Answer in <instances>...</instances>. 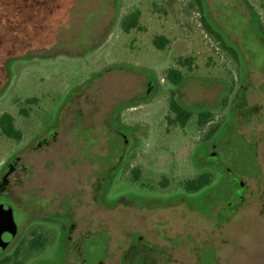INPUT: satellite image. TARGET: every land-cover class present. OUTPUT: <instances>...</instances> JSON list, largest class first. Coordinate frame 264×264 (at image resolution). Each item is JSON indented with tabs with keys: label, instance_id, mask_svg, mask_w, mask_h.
Instances as JSON below:
<instances>
[{
	"label": "rangeland",
	"instance_id": "obj_1",
	"mask_svg": "<svg viewBox=\"0 0 264 264\" xmlns=\"http://www.w3.org/2000/svg\"><path fill=\"white\" fill-rule=\"evenodd\" d=\"M201 3L0 0V117L21 132L0 136V181L15 162L19 233L53 231L25 264H264V0ZM135 9L141 28L124 33ZM169 90L212 120L170 125ZM203 169L215 180L185 194ZM56 194L78 197L71 233L44 218Z\"/></svg>",
	"mask_w": 264,
	"mask_h": 264
},
{
	"label": "trees",
	"instance_id": "obj_2",
	"mask_svg": "<svg viewBox=\"0 0 264 264\" xmlns=\"http://www.w3.org/2000/svg\"><path fill=\"white\" fill-rule=\"evenodd\" d=\"M200 9H202L201 0H193ZM139 10L135 9L126 14H124L120 19V29L124 33L135 29L140 30L139 26ZM208 31L212 33V30L207 26ZM259 31L264 40V27L259 25ZM214 32V31H213ZM217 35L216 33H214ZM222 45L228 49L232 54L235 55L234 50L231 47H228L224 40L217 36ZM167 43V40L162 36H156L153 39V45L159 49H162ZM186 63L189 64V61L186 60ZM166 83H169L171 86L176 87L182 81V74L177 69H168L165 75ZM168 95V110L171 114V117L168 118V123L170 125H175L180 128H184L187 123L195 117L196 119V129H201L205 124L209 123L212 120L211 112H193L182 108L175 98V92L169 90ZM225 105V103H224ZM220 122L212 126L208 132L205 134V140L210 139L220 128ZM0 136H4L8 139L14 141H19L21 139V132L17 130L13 123V118L9 114H3L0 117ZM129 164L126 165L127 169ZM125 171V170H124ZM124 173V172H123ZM133 179L137 180L138 173L134 171L132 173ZM215 180V173L212 170H203L194 176L188 178L182 185V190L187 195H192L200 192L204 188L210 186ZM162 186L166 185V182L161 183ZM51 238V233L46 232L44 226H34L31 227L26 233L23 240L16 246V248L7 255H3L0 258V264H25L33 256L41 254L46 246L48 245Z\"/></svg>",
	"mask_w": 264,
	"mask_h": 264
},
{
	"label": "flooded vegetation",
	"instance_id": "obj_3",
	"mask_svg": "<svg viewBox=\"0 0 264 264\" xmlns=\"http://www.w3.org/2000/svg\"><path fill=\"white\" fill-rule=\"evenodd\" d=\"M14 165L15 162H13V164L6 169L0 181V232L6 233L10 230L12 226H15L16 233L13 239L8 244V246L5 249H0V255L3 252H5L14 243L17 246L23 240L26 233L31 227L44 226L46 228V232H48L49 234L51 233V238L53 236V231L51 230V228L43 224H32L28 226L24 234L19 233V228H18L19 220L17 221L15 215L16 214L20 215L21 219L25 216L22 210V206H24L23 202L25 196H21L22 194H18L17 196L9 195L7 178L14 172L15 170ZM126 165L122 169L123 172L126 168ZM203 170H207V169H203ZM77 198H78L77 195H72V194L50 195L47 199L43 200V209H45L44 218L46 220L48 219L54 221L62 228L67 229L68 233H71L73 231V227L69 226L68 224L71 223V221L74 219V214H73L74 208L72 206L73 205L72 201L74 200L76 201ZM10 216H12L11 220H9Z\"/></svg>",
	"mask_w": 264,
	"mask_h": 264
},
{
	"label": "water",
	"instance_id": "obj_4",
	"mask_svg": "<svg viewBox=\"0 0 264 264\" xmlns=\"http://www.w3.org/2000/svg\"><path fill=\"white\" fill-rule=\"evenodd\" d=\"M16 233L15 226H12L10 230L6 233L0 232V249H5L10 241L13 239Z\"/></svg>",
	"mask_w": 264,
	"mask_h": 264
}]
</instances>
